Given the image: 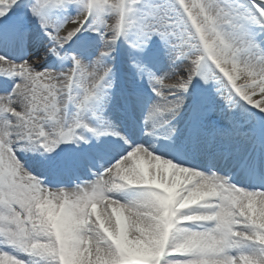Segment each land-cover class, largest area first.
<instances>
[{
  "label": "snow or ice",
  "instance_id": "obj_1",
  "mask_svg": "<svg viewBox=\"0 0 264 264\" xmlns=\"http://www.w3.org/2000/svg\"><path fill=\"white\" fill-rule=\"evenodd\" d=\"M0 264H264V0H0Z\"/></svg>",
  "mask_w": 264,
  "mask_h": 264
}]
</instances>
